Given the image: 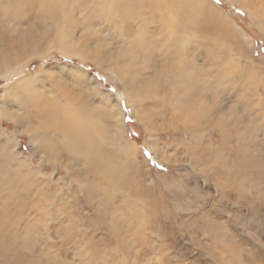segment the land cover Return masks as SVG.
I'll return each mask as SVG.
<instances>
[{"label": "rangeland", "instance_id": "374dc122", "mask_svg": "<svg viewBox=\"0 0 264 264\" xmlns=\"http://www.w3.org/2000/svg\"><path fill=\"white\" fill-rule=\"evenodd\" d=\"M71 1L84 12L72 18L63 0L59 28L36 7L21 19L13 4L0 14V61L12 58L0 65V264H264V31L255 1L202 0L225 20L194 11L197 29L171 21L150 63L92 19L91 0ZM143 4L131 16L141 36ZM72 19L81 26L70 35ZM164 52L196 59L192 96L181 89L188 84L159 78V97L186 105L177 119L169 102L135 101L121 77L130 64H148L141 77L157 74ZM70 110L89 121L75 126L109 160L80 161L63 139L46 138L51 124L64 136L58 118Z\"/></svg>", "mask_w": 264, "mask_h": 264}, {"label": "bare ground", "instance_id": "6f19581e", "mask_svg": "<svg viewBox=\"0 0 264 264\" xmlns=\"http://www.w3.org/2000/svg\"><path fill=\"white\" fill-rule=\"evenodd\" d=\"M2 1H6V0H0V2ZM16 1L17 2L15 4H13L12 1L8 6L10 7V5L13 4L16 13L22 10L18 19L22 18L24 12L27 11L29 12L31 9L36 7V11L38 10L39 13H43L46 16H51L54 18L55 28H59L64 23L65 7L63 5V0H16ZM175 1L179 2V5L173 7L172 4ZM245 1L246 2L248 1V3L249 2L252 3L251 0H245ZM254 1H255L253 2L254 5L257 6V11H256L257 14L263 15V18L259 20V24L262 30L264 31V0H254ZM141 2L142 0H91L89 9L93 11L95 14L92 17V19L98 22V24H104L105 26L107 25V30H109V28H111L112 31L114 30L118 38H120L123 42L124 41L128 42L129 49H131L130 50L131 52L137 51L141 53L144 56V59L149 63L153 61L154 60L153 58L155 57V53L154 54L152 53V48L157 43H159V47H158L159 49L162 43H165L169 40L171 36V32L168 30L166 26L172 29L171 21L174 20L177 21L179 20V17H184L187 18L192 23V27L194 29H197V27L199 26H197L196 19H193V14L195 12L199 13L198 15H201L202 18L205 19V21H210L213 24L219 23L220 19L225 20L223 14L215 6L211 5L212 8L214 9L213 11L209 7L204 6L202 0H199V2L203 4V7L200 8H197L198 6L197 0H191V1L190 0H144V4L138 8V12H137V16L138 17L144 16L146 21L145 29L143 30V36H141L137 33L132 32V28L135 29V27L138 26V23L131 22L132 21L131 16L134 14L135 8L138 5H140ZM152 3L154 6H152ZM9 7L6 6L3 9L4 15ZM68 7H69L70 15L72 12L77 13L75 12V10H77L79 13L84 12V9H82L83 7L80 4L75 5L72 3L71 0H68ZM143 8L144 9L146 8L150 12V15L148 17H146L144 13V11L146 10H144ZM3 10L0 9V14L1 11ZM151 11L152 14L154 13V11H159V12L161 11L160 12L161 15H158L157 13H154L152 15ZM79 17H81V14ZM61 20L63 21L62 24L60 22ZM107 23L108 24L113 23V26L108 25ZM151 24L154 25L151 26ZM224 24L227 25V23H223V25ZM80 26L81 24L78 21L74 22V20L72 19L69 22L70 35H71V31L75 29V27H80ZM125 26L128 27L127 33H125ZM53 30H54L53 35L57 36L56 29ZM178 38H184V31L182 30L180 31ZM82 46H87V45H82ZM16 49H21V46ZM8 50L6 49L7 53L11 51ZM188 55L191 54L186 53L185 56L182 58V60H176L172 56V54L168 52H164L163 53L164 67L160 69L159 72L155 75H151L150 73V75L141 77V73L143 69L146 68L148 64L142 65L141 66L142 68L140 67L139 69L138 67H135L136 65L130 64L129 71L126 72L125 74H124L125 71L121 73L123 75L121 77L122 79H124L126 86L129 90L126 93L133 96L135 98V101H138L137 97H143L145 99L146 98L149 99L150 104L155 102H157V104L169 102V109L167 110V112L174 111L175 112L174 117L176 119L179 118L180 108L184 109L186 105H184V107L179 105L174 107V102H176L174 101L175 99L170 100L171 98L169 96L165 98V96L163 95L162 97H159L158 85L161 83L159 82V78L164 73H166L167 76L165 77V80H167L171 86L176 81H180L182 86L184 84H188L189 86L183 87L181 89L182 91L183 90L185 91L186 93L185 95L192 96V94L189 93L188 91L193 89L194 86L197 85V82L191 78L190 73L194 72L197 67L195 63L196 59L191 55V60H190L188 59ZM81 60H85V59L81 58ZM11 61L12 58L9 57L2 58L0 61V65H4V64L7 65V63ZM23 66L24 65L20 66L18 71L22 69ZM251 73L252 74H248L247 77H254L255 73L254 72ZM257 80H261V78L258 77ZM15 86L17 88L18 85ZM16 88H9V90H7V96H10L16 90ZM195 88L197 90L198 86H196ZM17 89L20 90V92L18 93L19 100H22L21 98H23L25 99L24 100L25 104H28L30 98L26 93H24L25 89L22 87ZM177 89H180V87ZM174 92L175 90H172V93ZM195 93L196 92H193V94ZM170 107H172V109H170ZM137 108L140 109V107ZM195 113L198 114L197 112ZM0 115H1V111H0ZM58 119L60 123L64 124V127L62 128L64 136L53 131L54 125L51 124L49 128L44 127L45 128L44 133H46V138L48 140L55 141L58 138L63 139L70 146L68 150L70 156H76L80 161L85 158L90 160H95L96 162H104L110 159V156H108L105 153H102L100 148L95 147L94 143L91 142L94 139V134L89 132L88 129H81L80 127L75 126L81 124H88L89 121L87 119L78 118L73 110H70V112L68 111L63 112ZM195 122H197L196 118H195ZM121 128L122 127L120 125L119 131L122 130ZM118 138L121 140L120 144H122V146L126 144L125 142H122L121 135H119ZM85 142H88L87 147L84 145ZM125 150L127 151L128 155L134 152V150L129 147H127ZM110 171H112L111 166H110ZM88 179L97 182L100 181V179L101 181H105V183L103 184V188H107V186L111 185L110 181L103 180L102 177H100L97 172L96 174L91 172V177H88ZM113 181L117 185V181L116 182L115 180ZM47 194H50V192H48Z\"/></svg>", "mask_w": 264, "mask_h": 264}]
</instances>
